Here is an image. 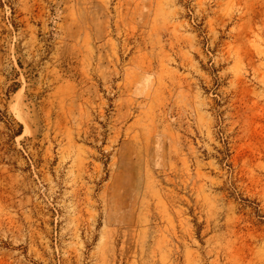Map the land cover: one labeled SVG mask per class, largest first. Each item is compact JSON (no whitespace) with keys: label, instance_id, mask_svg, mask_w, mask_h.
I'll list each match as a JSON object with an SVG mask.
<instances>
[{"label":"rangeland","instance_id":"1","mask_svg":"<svg viewBox=\"0 0 264 264\" xmlns=\"http://www.w3.org/2000/svg\"><path fill=\"white\" fill-rule=\"evenodd\" d=\"M0 264H264V0H0Z\"/></svg>","mask_w":264,"mask_h":264}]
</instances>
